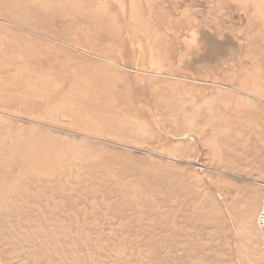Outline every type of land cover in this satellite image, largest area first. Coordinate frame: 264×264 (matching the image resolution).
<instances>
[{"label":"rangeland","instance_id":"rangeland-1","mask_svg":"<svg viewBox=\"0 0 264 264\" xmlns=\"http://www.w3.org/2000/svg\"><path fill=\"white\" fill-rule=\"evenodd\" d=\"M0 264H264V0H0Z\"/></svg>","mask_w":264,"mask_h":264}]
</instances>
